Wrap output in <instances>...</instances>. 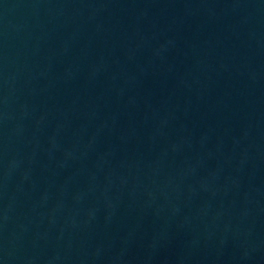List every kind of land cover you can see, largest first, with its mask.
<instances>
[{"label": "water", "instance_id": "water-1", "mask_svg": "<svg viewBox=\"0 0 264 264\" xmlns=\"http://www.w3.org/2000/svg\"><path fill=\"white\" fill-rule=\"evenodd\" d=\"M0 264H264V0H0Z\"/></svg>", "mask_w": 264, "mask_h": 264}]
</instances>
